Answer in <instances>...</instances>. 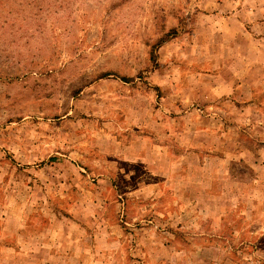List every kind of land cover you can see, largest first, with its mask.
<instances>
[{
  "label": "rangeland",
  "instance_id": "rangeland-1",
  "mask_svg": "<svg viewBox=\"0 0 264 264\" xmlns=\"http://www.w3.org/2000/svg\"><path fill=\"white\" fill-rule=\"evenodd\" d=\"M0 264H264V0H0Z\"/></svg>",
  "mask_w": 264,
  "mask_h": 264
}]
</instances>
